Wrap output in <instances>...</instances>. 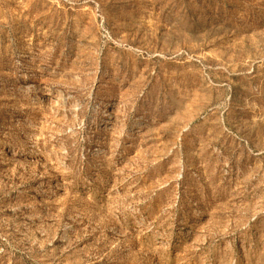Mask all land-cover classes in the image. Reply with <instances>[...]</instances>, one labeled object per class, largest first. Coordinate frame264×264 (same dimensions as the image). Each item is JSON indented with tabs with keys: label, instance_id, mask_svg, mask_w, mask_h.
I'll return each instance as SVG.
<instances>
[{
	"label": "rangeland",
	"instance_id": "374dc122",
	"mask_svg": "<svg viewBox=\"0 0 264 264\" xmlns=\"http://www.w3.org/2000/svg\"><path fill=\"white\" fill-rule=\"evenodd\" d=\"M0 264H264V0H0Z\"/></svg>",
	"mask_w": 264,
	"mask_h": 264
}]
</instances>
